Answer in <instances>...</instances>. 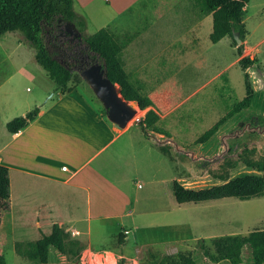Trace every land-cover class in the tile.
Segmentation results:
<instances>
[{"label":"crops","instance_id":"obj_1","mask_svg":"<svg viewBox=\"0 0 264 264\" xmlns=\"http://www.w3.org/2000/svg\"><path fill=\"white\" fill-rule=\"evenodd\" d=\"M99 1L104 9H108L104 10L108 14V22L104 24L106 28H102L123 44L121 58L128 78L135 88L150 99L152 104L149 108L160 117V123L168 118L174 119L172 116L176 115L178 128L190 133L198 121L197 115H201L200 121H213L217 113L214 110L217 108V98H213V93L219 91L218 97L221 98L222 94L231 92L230 80L223 73L229 66L239 65L241 47L228 35L211 43V47H214L229 37L228 50L236 49L237 53L225 68H220L204 82V79L202 82L196 79L195 84L191 85L193 80H190V76L193 75H189L188 71L182 72V67L187 63L185 54L199 47V38L195 33L198 34L205 20L212 18V13L205 10L202 0ZM94 2L98 0H73V9L85 24L84 15L76 9H86ZM133 7V17H129ZM217 80L219 86L215 88L216 91L211 90L210 95L198 97L200 91ZM52 84L54 93L49 98L50 103L39 106L36 118L19 132L6 130L8 139L0 144V164L9 170V202L13 187L20 183L28 185L25 177H32L36 183L44 181L56 187L54 191L58 197L67 195L65 200L56 199L55 203H42L36 208L34 222H38V214L44 213L43 224L49 228L48 233L52 225L57 224L67 227L65 230L71 234L89 236L92 223L99 221L105 226V233L111 236L120 233V247H130V255H123L127 259L142 258L147 246L164 254H172V239H156L139 244V238L134 237L132 245H128L132 230L144 227L137 222H140L138 217L141 214L137 213L138 200L133 191L144 186L140 176L150 170V181L145 182L153 183L160 179L168 183L175 178L172 171L129 136L114 132L84 91ZM28 111L23 110L21 115ZM9 120L5 118V128ZM143 156L147 157L143 159ZM149 160L156 163L158 169L162 166L166 172H171V177L148 166ZM12 172L18 174L19 180H11ZM19 174L23 175L21 182ZM146 213L150 215L158 211ZM169 227L168 223L155 225V228ZM105 262L110 264L111 260Z\"/></svg>","mask_w":264,"mask_h":264},{"label":"rangeland","instance_id":"obj_2","mask_svg":"<svg viewBox=\"0 0 264 264\" xmlns=\"http://www.w3.org/2000/svg\"><path fill=\"white\" fill-rule=\"evenodd\" d=\"M62 2L64 1L62 0ZM21 4V1L9 0L7 7L23 18ZM103 6L102 2L98 0V2H94L86 9H76L86 19L85 28L82 29L87 41L98 29L102 27L106 28L104 24L108 22V14L104 10L108 11V9H104ZM134 10L135 7L130 11L129 17H133ZM244 11L243 18L246 33L242 39V46L240 48L244 52L241 53L239 51L240 59L248 55L264 69V0H249L244 7ZM22 23L23 26L18 31L8 32L0 37V144L6 142L9 135L4 125L6 117L11 120L21 115L23 110H31L35 107L39 108V106L48 104L50 103L49 98L54 93V87L52 88L51 86L53 82L48 79L44 70L35 60V54L37 52H40L42 57L47 60L45 50L39 45L35 33L31 31L24 18L22 19ZM211 31L212 18L210 17L200 26L198 34L195 33L197 38H199V47L185 54L187 63L182 67V72L188 71L189 75H193V77L190 76V80H193L191 85L195 84L196 79L199 82H202L204 79V82L220 68H225L237 53L236 49L232 51L228 50L229 37L223 39L216 46L211 47L212 42L209 38ZM88 43L90 44L89 41ZM91 52L96 53L97 51L90 44V51L86 53L93 58L95 55ZM101 57L103 56L100 55L97 58L100 59ZM195 58L197 59L193 60ZM101 62L102 60H100ZM50 63L62 71L60 65L53 61H50ZM199 65L202 66L200 67ZM243 65V70L236 64L229 66L224 71L223 74L229 78V83H231V92L227 93V95L222 94L221 98L218 97L219 91H216L215 88L219 86V80L216 82L213 81L207 88L198 93V97L203 98L204 96L210 95L211 90L216 91L213 93V98H217V108H214L217 113H215L216 117L214 116L215 119L213 118V121H200L199 116L201 117V115H197L198 121L195 127L190 133H187V131H182L181 127L178 128V121H175L177 116L173 115L172 118L174 119L168 118L162 121L155 129L170 135L173 132L175 137L173 135L171 136L179 145L184 147L201 148L209 144L215 133L204 143H196L195 140L215 120L223 113H227L236 102L245 96L244 73H247L253 87L252 78L246 70L245 62H243ZM69 76L70 74L66 73V78L63 82ZM66 86L75 87L84 91L76 82H69L64 85V87ZM218 99H220L219 102ZM254 107H256V96L253 93L250 108ZM142 114H144V111H142ZM123 134L125 133L123 132ZM139 146L141 145L139 144ZM152 155L155 156L154 154ZM146 157L143 156V159ZM155 157L172 171V175L177 180L186 187L191 188L213 186L244 174H264L263 162L250 165L234 172L232 175L211 181L187 183L181 180L178 171L170 163L157 156ZM149 161V165H147L152 167V169H156L157 164L152 160ZM159 167V169H156L159 173L162 175H166L167 173L171 177V172L168 173L165 168L162 166ZM17 175L12 172L11 180H19ZM151 175L152 173L149 170L146 174L140 176V179L144 182L143 188L133 189L138 200L136 203L137 213L141 214L138 217L140 222L139 220L137 222L144 227L132 230L129 234L128 245H132L134 237L139 238V244L151 242L156 239H172L174 240L172 254L184 250L193 253L199 245H203L212 251L210 239L215 236L225 234L247 235L252 230L264 228V196L253 197L248 200L227 197L217 200L179 204L175 201L172 194L171 182L168 181V183H165L160 179L153 183L145 182L146 180L150 181ZM19 176L21 182L23 175L19 174ZM25 180L29 184H16L13 187L12 196L10 194L8 210L1 212L0 255L4 257L5 264H35L17 255L14 251V243L16 241L36 240L41 235L48 233L49 228L43 224L45 221L44 213L41 215L38 214V222H34V212H37L36 208L42 203L50 205L51 203H55L56 199L61 198L65 200L67 198L66 194L58 197L54 191L56 187H51L47 182L37 181L36 183L32 177H25ZM156 210L158 213H150V215L146 213V211L152 212ZM154 218H157V222L152 221ZM161 223H168L170 227L155 228L156 224ZM62 227L64 229L67 228L65 226ZM104 230V225L99 221H94L89 236L81 233L71 234L68 231L72 238L79 240L81 243L82 250L78 254L88 264L105 262L107 259L111 260L110 264L120 263L123 260L127 264H155L156 262L161 264V257L168 255L147 246L142 258L138 260L127 259L125 257L130 255L128 253L130 247H120L119 244L122 243L120 234L111 236L107 232L105 233ZM259 252L264 254V249H259ZM65 256L70 258L67 255Z\"/></svg>","mask_w":264,"mask_h":264},{"label":"trees","instance_id":"obj_3","mask_svg":"<svg viewBox=\"0 0 264 264\" xmlns=\"http://www.w3.org/2000/svg\"><path fill=\"white\" fill-rule=\"evenodd\" d=\"M23 4L24 0H20ZM53 1V0H52ZM63 5L71 18H76L77 22L85 28L84 19L73 10V0H63ZM249 0H202L205 10L212 13V31L209 35L212 43L217 42L222 37L230 36L234 43L232 30L243 39L246 29L244 25V7ZM9 0H0V37L5 33L18 31L22 26V19L27 21L14 11L8 9ZM21 4V7H22ZM60 6L54 11H60ZM40 19V18H39ZM36 20L35 23H38ZM29 25V23H28ZM30 28V27H29ZM31 29V28H30ZM32 31V29H31ZM92 48L105 58L108 72L111 78L121 87V92L126 99L137 100L141 110L151 106L149 98L144 96L128 78V73L124 68L121 58L123 44L118 42L106 29L97 30L88 38ZM35 60L44 70L45 74L55 85L64 83L66 72L61 71L42 57L40 52L35 54ZM245 59L239 60V66L243 70ZM245 96L236 102L230 110L221 117L209 129L204 131L195 140L196 143L206 142L218 128L231 116L240 110L250 108L253 98V87L247 73H244ZM66 89H62L64 92ZM38 107L29 110L24 115L16 116L6 123V130L10 133H17L28 123L34 120L38 114ZM146 122L153 128L160 123V117L151 109L144 112ZM171 189L177 203L203 202L217 200L227 197H234L239 200H248L253 197L264 196V174H244L231 178L223 183L205 188H191L183 185L176 178L171 181ZM9 208V170L5 165L0 164V222L1 212ZM120 234V233H119ZM212 251L205 248V254L213 261L233 260L240 253L246 243H250L259 251L264 249V228L250 231L247 235L225 234L215 236L210 239ZM53 247L63 255L74 257L82 250L79 240L70 236L63 227L53 224L49 233L41 235L36 240L16 241L14 251L20 257L35 264H46L48 262L49 249ZM191 251H179L176 254L164 255L161 257V264H193ZM0 264H5L4 257L0 255Z\"/></svg>","mask_w":264,"mask_h":264},{"label":"water","instance_id":"obj_4","mask_svg":"<svg viewBox=\"0 0 264 264\" xmlns=\"http://www.w3.org/2000/svg\"><path fill=\"white\" fill-rule=\"evenodd\" d=\"M62 29V32L78 42L83 59L69 69L70 76L58 86L76 82L97 105L103 119L114 132H124L148 152L170 163L178 171L182 181H211L264 162V69L250 56L246 55L244 59L246 70L252 78L256 107L240 110L230 117L206 146L190 148L179 145L171 135L156 130L146 122L139 102L123 96L120 85L108 72L105 58H97L100 57L99 52H91L95 56L88 58L86 52L90 51V44L75 18L65 19ZM232 36L241 47L242 39L238 33L232 30ZM241 51L244 52L243 49ZM191 259L193 264H264V254L250 243H246L233 260L213 261L205 254L202 245L195 249ZM48 264L88 262L79 254L68 258L51 247ZM115 264L127 263L123 260Z\"/></svg>","mask_w":264,"mask_h":264},{"label":"flooded vegetation","instance_id":"obj_5","mask_svg":"<svg viewBox=\"0 0 264 264\" xmlns=\"http://www.w3.org/2000/svg\"><path fill=\"white\" fill-rule=\"evenodd\" d=\"M59 6L60 11L55 12L54 9ZM22 9L47 58L70 74L69 69L78 65L83 55L79 51L78 42L62 32L65 19L71 18L62 0H24ZM38 19V23H35Z\"/></svg>","mask_w":264,"mask_h":264}]
</instances>
